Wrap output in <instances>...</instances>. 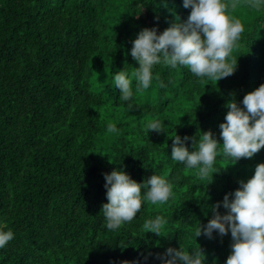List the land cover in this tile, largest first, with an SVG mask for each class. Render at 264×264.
<instances>
[{
  "label": "trees",
  "instance_id": "obj_1",
  "mask_svg": "<svg viewBox=\"0 0 264 264\" xmlns=\"http://www.w3.org/2000/svg\"><path fill=\"white\" fill-rule=\"evenodd\" d=\"M190 12L183 0H0V231L14 234L0 264H162L157 254L180 246H200L204 264H226L230 231L195 234L212 206L264 163V149L234 164L217 156L211 182L172 160L171 138L198 140L210 130L223 143L225 105L243 108L244 96L264 84V7L239 0L229 12L244 29L228 58L237 60L233 75L217 82L159 64L150 87L137 91L132 41L144 28L160 34L186 22ZM121 71L132 80L129 102L114 83ZM152 119L167 133L148 132ZM108 123L118 132L108 133ZM185 146L195 150L192 139ZM114 169L138 183L162 176L172 196L145 200L136 218L110 231L103 174ZM218 211L226 213L222 203ZM158 215L167 221L164 237L142 228Z\"/></svg>",
  "mask_w": 264,
  "mask_h": 264
},
{
  "label": "clouds",
  "instance_id": "obj_2",
  "mask_svg": "<svg viewBox=\"0 0 264 264\" xmlns=\"http://www.w3.org/2000/svg\"><path fill=\"white\" fill-rule=\"evenodd\" d=\"M239 0H183L185 8H191L186 22H174L162 33L156 27L142 29L132 41L130 55L138 63L132 73L136 89H148L153 79L152 69L163 64L176 68L183 66L198 78L219 81L236 70L237 60L229 57L236 46L243 25L229 12L238 7ZM251 8L260 10L264 0H248ZM115 86L119 88V100L131 101L133 97L132 80L121 71L114 75ZM161 87H165L163 81ZM241 108L235 100L229 101L225 122L219 125V143L209 130L203 132L198 140L176 134L171 138V158L187 169H196L201 179L211 177L220 170L213 171V165L220 156L234 164L241 158H252L264 149V84L248 92ZM131 110L133 104L127 103ZM164 122L149 120L148 132H165ZM108 133H116L114 123L107 124ZM192 139L194 151H189L185 141ZM109 163H113L109 160ZM227 167V166H226ZM224 167V168H226ZM107 203L101 212L106 220V228L118 230L124 223H130L140 212L143 202L165 203L172 196V185L164 177L153 174L143 183H138L122 169L104 173ZM240 187L224 196L222 202L212 206L213 216L206 225L199 224L196 238L204 235L212 238L216 231L223 237L231 233V253L226 264H264V163L256 165L254 175L246 182L239 181ZM142 189H145L142 196ZM232 197V199H230ZM226 209L221 214L220 205ZM164 217L145 219L142 228L162 236ZM14 238L11 230L0 231V248ZM162 264H204L205 254L200 248L185 250L169 247L163 254H157ZM147 259V257H145ZM122 264H132L123 261Z\"/></svg>",
  "mask_w": 264,
  "mask_h": 264
}]
</instances>
